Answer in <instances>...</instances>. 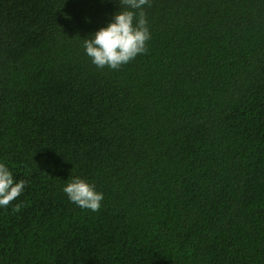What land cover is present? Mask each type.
Here are the masks:
<instances>
[{
  "label": "trees",
  "instance_id": "trees-1",
  "mask_svg": "<svg viewBox=\"0 0 264 264\" xmlns=\"http://www.w3.org/2000/svg\"><path fill=\"white\" fill-rule=\"evenodd\" d=\"M150 5L113 70L83 40L118 0H0V163L26 181L0 264H264V0Z\"/></svg>",
  "mask_w": 264,
  "mask_h": 264
},
{
  "label": "clouds",
  "instance_id": "clouds-1",
  "mask_svg": "<svg viewBox=\"0 0 264 264\" xmlns=\"http://www.w3.org/2000/svg\"><path fill=\"white\" fill-rule=\"evenodd\" d=\"M120 8L106 26L100 27L83 40L86 55L97 68L119 69L137 55L146 54L150 39L148 21L144 6H151L150 0H118ZM26 181H14L13 175L4 163H0V207L7 208L23 192ZM62 191L78 207L99 211L103 193L95 185L80 177L70 179ZM21 204L12 207L19 212Z\"/></svg>",
  "mask_w": 264,
  "mask_h": 264
}]
</instances>
